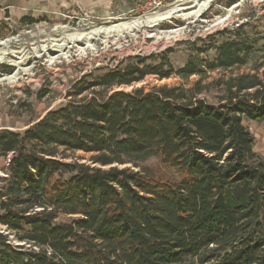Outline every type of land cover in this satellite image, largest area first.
Instances as JSON below:
<instances>
[{
	"label": "trees",
	"instance_id": "16d2710c",
	"mask_svg": "<svg viewBox=\"0 0 264 264\" xmlns=\"http://www.w3.org/2000/svg\"><path fill=\"white\" fill-rule=\"evenodd\" d=\"M239 27L211 61L129 57L83 75L78 101L1 129L0 264H264V158L243 125L264 123V57L234 73L264 37ZM171 75L196 79L108 94Z\"/></svg>",
	"mask_w": 264,
	"mask_h": 264
},
{
	"label": "rangeland",
	"instance_id": "374dc122",
	"mask_svg": "<svg viewBox=\"0 0 264 264\" xmlns=\"http://www.w3.org/2000/svg\"><path fill=\"white\" fill-rule=\"evenodd\" d=\"M146 2L113 0L104 14L96 15L79 10L74 0H0V130L20 132L47 111L87 95L67 96L83 75L123 64L127 53L121 51L122 42L129 43L131 52H139L143 58L171 49L167 57L177 70L194 49H205L201 57L211 61L213 45L224 39V32H233L242 24H247L243 30L250 36L264 37V0H211L204 6L206 0H167L166 6L154 14L147 12ZM173 8L179 11L171 17L154 24L144 23L147 17ZM136 21L142 25L122 37L94 34L103 27ZM177 28L184 33L161 39ZM263 43L260 41L259 46ZM251 57L254 63L234 73L248 72L252 64L264 57L263 50ZM217 74L214 72L211 77ZM9 77H14L13 82L8 81ZM195 79L192 76L182 80L171 75L158 80L148 76L132 85L114 87L108 94L118 90L130 92L137 87L145 91L161 85L189 87ZM243 125L254 138L253 150L264 158V123L244 120ZM87 156L76 152L71 157L84 162L82 157ZM7 162L8 157H0V176L4 175ZM153 163L154 159L147 161L149 165Z\"/></svg>",
	"mask_w": 264,
	"mask_h": 264
},
{
	"label": "bare ground",
	"instance_id": "6f19581e",
	"mask_svg": "<svg viewBox=\"0 0 264 264\" xmlns=\"http://www.w3.org/2000/svg\"><path fill=\"white\" fill-rule=\"evenodd\" d=\"M211 0H206V2L204 4H202V6L204 5H207L206 3L209 2ZM179 11V9H176V8H173V9H169L168 11H166L165 13L163 14H160V15H157V16H154V17H147L145 19V22L144 23H147V24H150V23H157L158 21H160L161 19H165V18H169L172 16L173 13ZM224 21V20H222ZM142 25V22L141 21H136V22H129V23H123L122 25L120 24V26L117 27H114L115 25L112 26H107V27H103V28H100V29H97L95 33L97 34H101V35H109V34H115L119 37H122V34H128L130 33L132 30L136 29V28H139L140 26ZM88 39V38H87ZM159 37L156 38V40H158ZM161 39L163 40H167L169 39V36L166 35L164 37H162ZM78 40V39H77ZM155 40V41H156ZM14 77H9L8 78V81L9 82H13Z\"/></svg>",
	"mask_w": 264,
	"mask_h": 264
},
{
	"label": "built area",
	"instance_id": "2783aa9c",
	"mask_svg": "<svg viewBox=\"0 0 264 264\" xmlns=\"http://www.w3.org/2000/svg\"><path fill=\"white\" fill-rule=\"evenodd\" d=\"M166 1L167 0H147V2L145 3L144 6L146 7V9H148L147 12H152L154 14V13H156V11H158V10H160L166 6ZM183 33H184V30L182 28H177V29H173V30L169 31L168 36L170 37V34H177L178 35V34H183ZM128 45H129V43H127L126 41L122 42V45H121L122 46L121 51H124L127 53V54H125V57L129 58L130 56L134 55V57L143 58V55L138 54L139 52L138 53H132L131 52L132 47H129Z\"/></svg>",
	"mask_w": 264,
	"mask_h": 264
},
{
	"label": "crops",
	"instance_id": "0c3cea01",
	"mask_svg": "<svg viewBox=\"0 0 264 264\" xmlns=\"http://www.w3.org/2000/svg\"><path fill=\"white\" fill-rule=\"evenodd\" d=\"M113 0H74L78 5L76 7L79 10H85L98 15L99 12L103 13L106 11L107 7L111 6ZM119 6V5H118ZM101 14V16H103Z\"/></svg>",
	"mask_w": 264,
	"mask_h": 264
},
{
	"label": "water",
	"instance_id": "95a60500",
	"mask_svg": "<svg viewBox=\"0 0 264 264\" xmlns=\"http://www.w3.org/2000/svg\"><path fill=\"white\" fill-rule=\"evenodd\" d=\"M21 244V243H20ZM20 244H18V245H20Z\"/></svg>",
	"mask_w": 264,
	"mask_h": 264
}]
</instances>
